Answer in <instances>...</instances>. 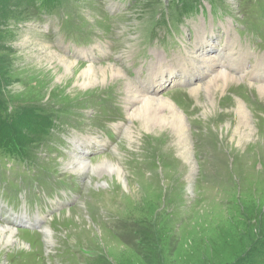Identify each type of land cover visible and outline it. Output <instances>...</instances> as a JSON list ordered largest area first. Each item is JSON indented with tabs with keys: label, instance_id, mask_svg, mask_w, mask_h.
<instances>
[{
	"label": "rangeland",
	"instance_id": "obj_1",
	"mask_svg": "<svg viewBox=\"0 0 264 264\" xmlns=\"http://www.w3.org/2000/svg\"><path fill=\"white\" fill-rule=\"evenodd\" d=\"M176 1L66 0L63 11L44 14L23 0H0V64L8 74L0 98L9 106L7 114H15L16 119L19 111L36 108L57 127L51 142L39 132L26 133L33 142L30 156L42 168L25 169L0 160V166L5 163L11 168L3 169L5 174L0 171V224L20 229L17 241L0 240V264H264V147L248 144L241 149L229 142L235 136L221 133L227 120L237 127L238 112L233 107L235 97H240L264 135V96L250 85L262 81L242 78V87L228 89L238 82L230 84L212 104L205 91L196 94L198 100L189 95L184 83L174 87L170 82L158 93L168 95L189 120V145L200 165L193 179L180 154L181 138L174 131L155 132L140 118H133V123L127 120L121 78L83 92L72 81L59 82L65 71L60 58L57 64L62 72L46 59L47 51H53L83 67L90 64L86 57L75 56V51L92 49L97 63L116 58L125 65L137 50L132 43L142 38L146 53L140 55L141 65L150 63L155 53L184 52L195 45L199 28L218 31L225 23L243 45L264 56V23L248 15L263 0H215L217 8L205 1L206 14L193 13L178 22L181 11ZM166 14L170 21L156 25L149 38L147 31ZM244 18L249 19L247 27ZM252 24L263 28L254 37ZM67 25L72 26L70 30ZM76 29L86 33L84 39L75 35ZM225 36L220 30L215 50ZM227 38L233 40L230 35ZM115 41L118 47L112 50ZM254 55L246 60L253 61ZM36 68L57 70V74L38 73ZM143 73L138 80L146 79L148 73ZM108 90L120 93L114 102L123 114L114 121L104 120L99 110L98 97ZM202 105L213 107L208 119L202 118ZM92 117L94 121H87ZM126 124L132 127L130 136L121 127ZM88 137L99 142L77 148L79 140ZM76 158L95 164L111 159L127 175L129 191L109 170L90 168L89 175L81 176L80 165H69ZM5 219L16 225H7ZM44 225L49 227L50 243L46 228L41 231Z\"/></svg>",
	"mask_w": 264,
	"mask_h": 264
},
{
	"label": "bare ground",
	"instance_id": "obj_2",
	"mask_svg": "<svg viewBox=\"0 0 264 264\" xmlns=\"http://www.w3.org/2000/svg\"><path fill=\"white\" fill-rule=\"evenodd\" d=\"M226 32L228 33V37L230 35V31L226 29ZM216 36H218V34L215 29H207L206 27L201 29L199 28L196 32V43L193 47H186L184 52H179L175 56L155 53L150 63H142L141 65L140 55L146 53V40L142 38H139L132 43V47L135 44L137 50L134 54L130 55L129 63H126L125 65L120 63L122 66L116 62V58L113 59V61L107 62V64L97 63L96 56L93 54L92 50L89 49L77 50L78 56H85L89 61L88 63L90 65L83 67L78 65L75 62L76 60L72 61L73 59L70 60L69 58H63L61 57V54L53 51H47L48 58L46 59L49 60L50 64H55L59 72H62L61 68L65 69V71L59 75V77H61L59 81L61 84L72 81L74 86L83 92H87L89 88L93 89L99 86L105 87L107 84L114 81V78H121L120 81H124L122 83L123 85H121V87L124 86V93H122L121 96L125 97L127 120H132L131 123H133L135 120H139L140 118V120L144 122L147 129L153 128L155 132L162 133L166 131H174L175 135L181 138L178 146L180 154L186 160L190 168L188 177L195 179L196 174L200 171V165L195 159H193L194 149L189 145L191 142L190 135L192 131L190 129L189 120L183 110H179L176 107L177 104H175L171 98L169 99L168 95H157V91L159 88H164L165 84L177 79L179 82L182 81L183 83H187L189 85V88L185 90L189 95L192 94L195 96L196 100H198V96L196 94L200 91H205L204 96L207 101L212 104L217 100L218 92L220 90L224 92L230 84L238 82L236 85L229 86L228 89L232 88V86H236V88L242 87L243 85L240 82L242 77L235 73L237 68L233 65H231L230 68L221 66L220 56L214 52ZM227 37L225 39V48H228V46L235 43L233 37L232 41H228ZM114 49L115 48L112 50ZM236 53H239V51L234 48L229 50V54L231 56H234ZM58 58H60L64 63L61 68L57 64ZM99 64L103 65L99 67L95 66ZM253 66L255 69H264V61L258 58L256 62L253 63ZM36 69H39L37 71L38 73L43 70L46 75L51 74L54 77L55 74H57V70L54 71L49 68L47 69L48 71L42 68ZM72 69L73 73L71 71ZM137 69H139L140 73H148L150 84L147 88L148 90L145 92L140 87L138 82L131 79ZM251 76L252 78H257L262 76V74L260 72H256ZM250 85L251 89L259 96H264V81L260 83H250ZM149 90L155 91L156 94L149 92ZM227 93L223 98L226 99L228 95ZM235 100L236 106L233 107V109L235 108L238 112L237 118L235 117L237 123L234 121L237 127L232 124L233 120H227V122H225V130L221 132L222 135L228 134L235 136L233 139L230 138L229 142L234 143L241 149L247 147L248 144H261L262 147H264V135H262L259 132L260 130L258 131V128L254 125L255 118L252 110L245 103L244 98L235 97ZM212 108V106L208 107L207 105H202V118L208 119L212 116ZM214 112L218 113V110L215 109ZM94 119L95 117L88 118L87 121L92 122ZM121 127L125 128L126 135L130 136L132 127L129 126V124ZM92 140L99 142L97 137H93L88 140H79L77 148H81L84 143L91 142ZM85 161L87 160H79V158H76L73 160V163H70L69 165L74 166V168H77V166L80 165L82 167L81 172H79L81 173V176L85 173L89 175V171L91 169L109 170V172H114L118 175L119 180L124 184L127 191H129L127 175L120 170L114 161L109 158L102 159L99 164H95L94 162L85 163ZM47 227L48 226L44 225L41 231L46 228L44 232L48 238V242L50 243L52 238L50 237L49 227ZM19 230L20 229L17 230L11 226L1 225V242L13 243L17 241L16 232L20 233ZM97 231L101 232L102 229L100 228Z\"/></svg>",
	"mask_w": 264,
	"mask_h": 264
},
{
	"label": "trees",
	"instance_id": "obj_3",
	"mask_svg": "<svg viewBox=\"0 0 264 264\" xmlns=\"http://www.w3.org/2000/svg\"><path fill=\"white\" fill-rule=\"evenodd\" d=\"M10 1V0H5ZM29 7L36 6L34 0H23ZM55 1V0H50ZM5 2V5H6ZM183 4L185 11L195 7L196 2H202V0H180ZM6 8V7H5ZM8 74L3 72L0 64V88L6 84V76ZM9 106H6L0 98V155L25 161L30 158V146L33 142L26 136L29 134H43L45 138L51 135V132L55 129L53 120L51 117L41 116L38 114V109H26L19 111L17 118L14 119L13 115L7 114ZM26 111V112H25ZM41 111V110H39Z\"/></svg>",
	"mask_w": 264,
	"mask_h": 264
}]
</instances>
